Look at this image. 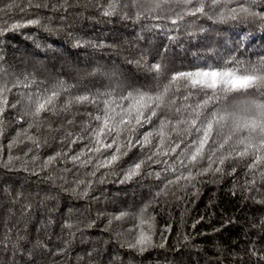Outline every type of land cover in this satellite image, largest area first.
<instances>
[{
  "label": "trees",
  "instance_id": "16d2710c",
  "mask_svg": "<svg viewBox=\"0 0 264 264\" xmlns=\"http://www.w3.org/2000/svg\"><path fill=\"white\" fill-rule=\"evenodd\" d=\"M201 2L204 12L193 13ZM239 6L0 0V85L8 89L0 114V264H264V79L230 88L174 79L221 58L234 56L242 67L264 61V19L232 18ZM252 10L264 12V0ZM12 23L26 26L9 30ZM50 96L38 117L29 115ZM78 96L88 99L77 103ZM117 146L124 154L106 164ZM141 160L140 174L124 181ZM141 209L153 222L144 252L129 246ZM121 212L128 215L114 219Z\"/></svg>",
  "mask_w": 264,
  "mask_h": 264
},
{
  "label": "snow or ice",
  "instance_id": "6c2138e0",
  "mask_svg": "<svg viewBox=\"0 0 264 264\" xmlns=\"http://www.w3.org/2000/svg\"><path fill=\"white\" fill-rule=\"evenodd\" d=\"M212 3L215 4L217 3V0H212ZM245 0H240V6L237 8H233L230 10V15L232 16V18H236V14L240 13L243 14L246 17H261L262 19H264V12H257V11H253L252 10V5L257 4V0H247V6H244ZM14 5L13 4H9L7 6V10L10 11L12 9ZM205 10V6L204 4L201 2L199 3V5L197 7H195L193 9V13H203ZM5 9H0V12H4ZM105 15H112V11H106L104 13ZM217 19H219L220 21H223L226 19L225 14L221 13ZM175 22V21H174ZM28 25H36L39 24V20H28L27 21ZM26 26L23 23H12L10 25V29L9 30H14L20 27H24ZM0 31H2V29H0ZM0 59H2V57H0ZM230 63H233L235 66H229ZM243 61H238L236 60V58L233 56L230 59H223L221 58V60H219L215 65L212 63H205L203 66H201L200 64H197L192 70L183 72V73H176L175 78H179L181 76H185L188 77L189 79H191L193 76L196 75H215L218 77L217 79V83L218 84H223L225 87H232V81L235 79H244L242 77H240V72H260V71H264V61L258 62L257 65L254 66H250V67H242L243 66ZM156 68H159V65H155ZM251 79H264V77H252ZM7 86L6 85H0V114H2L4 112V105L7 103L6 98L3 96V93H5L7 91ZM55 95V93H53V96ZM88 97L87 96H78L75 98V102L79 103L81 101H85L87 100ZM52 100V97H47L45 100H43V102L40 99H37L34 104V111L30 112L29 115L32 116H36L38 117L40 115V113L42 111L45 110L46 108V104H50ZM97 120H101L100 116L96 117ZM107 114H105L104 117V124L102 127H100L98 129V131L95 133V138H96V144H100L102 143L100 140V136L104 133L105 128L107 127ZM32 125L29 124V128H31ZM27 130H25L26 133ZM120 131H116V136L117 138L119 137ZM21 135V133H17V137H19ZM27 139L29 140H35L34 137L32 136H28ZM145 141H147V137L144 138ZM15 143V141H13L12 144H9V149H11L13 147V144ZM117 140H113L112 143L109 144H105L103 145L105 148H112L113 144H116ZM92 150L95 152L100 151V148L96 145H93ZM124 153L121 152V149L119 146L116 147L115 149V154H112L110 156V158L105 162L106 164H112L114 162H116L119 159L120 155H123ZM84 153H78L76 155H73L71 157L72 161L75 163L77 161L80 160V157L83 156ZM61 153L60 152H56L54 155L49 156L45 166H47L48 164L53 163L54 160H56L57 157H60ZM13 157L11 155H9L8 157V161L5 162L3 164L4 167H8L12 161ZM89 161H84L83 163H89ZM144 163L143 160L134 163L132 166H130L126 173L124 174V181H128L131 180L134 176H137L140 174V170H141V166ZM217 171H219V169H217ZM181 177H177L175 181L170 180L169 184H174L176 183ZM194 179V177L192 176L191 173H189L188 177L186 178L187 181H192ZM122 181V182H124ZM81 184L84 183V181H80ZM255 182L253 181V184ZM91 185L89 184L88 186H86L83 190V192L81 193L82 196L87 197L89 195V189H90ZM73 192H75V189L72 190ZM163 191V190H162ZM161 192H157L156 196H160ZM147 207V206H146ZM128 215L125 212H121L119 216L114 217V219L116 220H120L122 217ZM139 224L136 226L139 229V234L135 237V240L133 243H131L129 246L137 249L139 252H144L148 247L151 246V235L150 232L153 228V222H152V218L148 217L144 214V209H141V212L139 214ZM198 223V222H197ZM193 227H195V225H193ZM64 229H68L69 230V236L73 235V233L71 232V229H73V225L71 223H65L63 225ZM147 229V231L145 230ZM78 230V229H77ZM68 243H70V241H68ZM15 247V246H14ZM60 251H63V249H61ZM254 254V253H253ZM89 255H91V253H89Z\"/></svg>",
  "mask_w": 264,
  "mask_h": 264
},
{
  "label": "rangeland",
  "instance_id": "374dc122",
  "mask_svg": "<svg viewBox=\"0 0 264 264\" xmlns=\"http://www.w3.org/2000/svg\"><path fill=\"white\" fill-rule=\"evenodd\" d=\"M241 77V76H240ZM244 79H235L232 81V86H243L250 82H252V79L249 77H242ZM218 77L215 75H196L192 77V80L198 83H204L207 85H216Z\"/></svg>",
  "mask_w": 264,
  "mask_h": 264
}]
</instances>
